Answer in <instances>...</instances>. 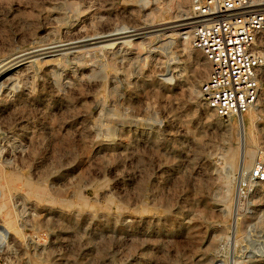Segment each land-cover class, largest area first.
<instances>
[{
    "label": "rangeland",
    "instance_id": "rangeland-1",
    "mask_svg": "<svg viewBox=\"0 0 264 264\" xmlns=\"http://www.w3.org/2000/svg\"><path fill=\"white\" fill-rule=\"evenodd\" d=\"M190 2L0 0V66L67 30L185 17ZM169 31L0 84V201L15 220L2 227L0 206V264H264V182L243 185L264 151V33L248 123L204 106L207 61Z\"/></svg>",
    "mask_w": 264,
    "mask_h": 264
},
{
    "label": "built area",
    "instance_id": "built-area-1",
    "mask_svg": "<svg viewBox=\"0 0 264 264\" xmlns=\"http://www.w3.org/2000/svg\"><path fill=\"white\" fill-rule=\"evenodd\" d=\"M187 39L207 61L199 84L204 106L223 119L241 117L255 104L263 56L264 0H191ZM243 185L264 182V151L258 148Z\"/></svg>",
    "mask_w": 264,
    "mask_h": 264
},
{
    "label": "bare ground",
    "instance_id": "bare-ground-1",
    "mask_svg": "<svg viewBox=\"0 0 264 264\" xmlns=\"http://www.w3.org/2000/svg\"><path fill=\"white\" fill-rule=\"evenodd\" d=\"M186 18H191V15H187L185 17L180 15L179 17L177 15H172L168 19L160 18L158 21L154 23H147L144 21L143 23L137 24L133 27L126 29H110L109 25L107 24V21L104 22L102 21L97 24L95 23L96 25H94V28L93 29L89 28L90 30L87 31L82 30V28L80 29V27L67 31L63 29L65 33L62 35L61 39H46V40L44 39V41L41 40L43 42L40 43L36 41L37 43L33 44L28 48L24 47L25 49L22 48L23 50L19 49L20 51L17 50L18 52H13L10 55L8 54V56L5 59V62L1 61L3 64L0 66V84L5 82L6 80H10L11 79L10 77L14 74L25 76L29 72L33 71V69L35 68H39V69L42 68L44 70V69H48L53 64L61 65L63 63H57V60L59 61L61 59H65L69 55L73 56V55H84L86 53L95 54L97 52H108L107 49H111L112 47L118 48L119 45H121V42H123L124 40L127 41L125 45L134 48L138 44L135 42V40L137 41V39L138 40L140 39V42L137 41L139 42V44L145 43L146 45H149L156 37L163 35L168 30L170 31L174 30V32L169 31L168 35L172 33L177 35L185 34L187 33V31L185 32H181V31L187 30L186 28L188 26V23L191 21V19L184 20ZM84 50H86L85 53L83 52ZM58 65H56V67ZM55 75L57 76V74ZM2 85L4 86V83ZM250 109L244 114H242L241 117L230 118V119H239L244 121L245 120L244 116L246 114L245 116L246 121L250 123L251 121H253L252 108ZM8 183L9 181L5 179L2 183H0V185H2L3 188L8 190V188H6L8 186ZM8 192L10 191L8 190ZM6 199H7L6 196H3L2 202L0 201L1 211L4 212L7 218L6 221L2 223L3 224L2 227L6 229L7 228L10 229V228H14L15 220L13 219V215L7 204Z\"/></svg>",
    "mask_w": 264,
    "mask_h": 264
}]
</instances>
